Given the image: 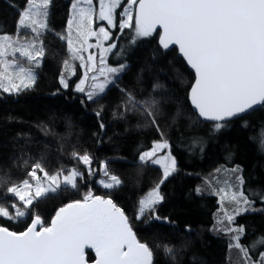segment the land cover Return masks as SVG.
<instances>
[{"label":"trees","instance_id":"1","mask_svg":"<svg viewBox=\"0 0 264 264\" xmlns=\"http://www.w3.org/2000/svg\"><path fill=\"white\" fill-rule=\"evenodd\" d=\"M26 2L0 0V35L16 33ZM68 5L69 0H50L40 38L42 61L32 86L0 95V208L10 218L12 207L25 214L14 222L5 213L0 227L21 232L34 218L47 227L64 206L98 198L118 208L128 231L146 247L150 264H242L227 224L214 221L218 188L228 181L243 186L249 204V210L235 215L232 204L222 201L231 229L250 262L264 264V201L259 200L264 196V104L229 122L204 123L189 108L191 73L175 50L160 49L157 35L133 17L127 29L110 38L114 47L108 65L123 66L115 83L90 101L70 88L61 90ZM156 141L164 142L175 163L163 181L162 169L138 161ZM100 164L117 186L96 184ZM70 169L80 171L72 187L27 207L11 196L30 184V171L44 182ZM155 186L161 201L137 217L140 198ZM259 243L261 248L250 251V244ZM85 257L92 261L91 252Z\"/></svg>","mask_w":264,"mask_h":264},{"label":"water","instance_id":"2","mask_svg":"<svg viewBox=\"0 0 264 264\" xmlns=\"http://www.w3.org/2000/svg\"><path fill=\"white\" fill-rule=\"evenodd\" d=\"M133 18L191 73L189 108L204 123L264 104V0H136ZM96 199L64 206L47 227H0V264H150L118 208Z\"/></svg>","mask_w":264,"mask_h":264},{"label":"rangeland","instance_id":"3","mask_svg":"<svg viewBox=\"0 0 264 264\" xmlns=\"http://www.w3.org/2000/svg\"><path fill=\"white\" fill-rule=\"evenodd\" d=\"M136 0H69L68 17L64 26V35L61 37L66 45V61L60 62V76L58 85L61 90L70 88L75 94L86 101L94 100L103 95L109 86L115 83L123 66L108 65V55L113 50L114 43L110 40L113 32L120 33L127 29L132 22L133 5ZM50 0H27L21 13L17 31L13 36L0 35V95L11 96L22 90L29 89L35 78L34 70L39 68L42 61L41 34L44 31ZM143 36V32L138 33ZM117 35V34H116ZM83 167L89 174L90 165L85 157L81 158ZM139 162L162 169V181L174 170L175 163L168 153L167 146L162 141L153 142L151 147L143 151ZM100 166V167H99ZM96 184L110 189L118 185V180L113 176L104 175V165L100 164ZM33 173V172H32ZM95 172L90 174L93 176ZM80 171L70 169L64 173L48 177L44 182L40 179L33 181L30 175V184L25 188L12 192L23 207H27L34 199L49 193H55L62 187H72ZM227 187L225 188V185ZM242 187L235 183L225 181L219 190L217 198L218 210L214 216L216 223L227 224L232 237V247L239 253L242 264H253L248 257L249 253L237 241L234 231L230 226V213L223 207L222 201L232 204L234 214H241L249 208V204L242 192ZM264 201V196L259 198ZM96 201H100L96 199ZM161 201L158 186L151 188L138 202L136 216ZM105 204V203H104ZM108 204V203H107ZM13 217L10 218L0 208V216L7 219L20 221L25 214L15 207L11 208ZM17 216L20 218H16ZM31 222V221H30ZM223 224V223H221ZM29 225V224H28ZM264 243V241L262 242ZM262 243L250 244V251L254 252ZM252 248V249H251ZM264 253V252H261Z\"/></svg>","mask_w":264,"mask_h":264},{"label":"built area","instance_id":"4","mask_svg":"<svg viewBox=\"0 0 264 264\" xmlns=\"http://www.w3.org/2000/svg\"><path fill=\"white\" fill-rule=\"evenodd\" d=\"M29 174L32 176L33 181L37 180L36 175L34 173H32V171H30Z\"/></svg>","mask_w":264,"mask_h":264}]
</instances>
